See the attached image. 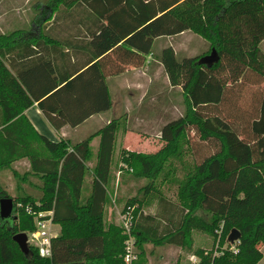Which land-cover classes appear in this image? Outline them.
<instances>
[{
	"label": "trees",
	"instance_id": "16d2710c",
	"mask_svg": "<svg viewBox=\"0 0 264 264\" xmlns=\"http://www.w3.org/2000/svg\"><path fill=\"white\" fill-rule=\"evenodd\" d=\"M61 4L85 5L96 14L98 22L94 25L101 37L97 46L109 58V74L122 71L127 64L142 65L158 35L190 29L208 41L209 51L203 54L178 58L171 46L159 53L170 82L184 90L185 110L162 125L164 144L160 149L149 153L122 149L123 161L132 167L138 163L139 176H155L168 155L186 151L176 148L184 135L193 160L181 158L176 163L184 173L179 191L186 203L181 213L164 217L134 210L133 232L139 245L143 240L191 245V226L214 235L223 221L221 243L232 228L241 233L237 253L224 250L212 255L197 249V264H255L264 245V53L259 47L264 37V0H56V11ZM47 6L55 8L53 3ZM5 38L0 35V169L28 157L26 173L39 176L41 192H0V197L13 198L17 215L16 219L0 217V264H123L125 234L104 221V204L115 177L112 160L117 119L99 130L92 165H88L93 153L91 135L70 143L39 133L24 113L35 96L3 59ZM212 47L216 57L202 60ZM94 65L91 68L96 69V62ZM252 72L262 78L253 97L232 98L233 89L243 88ZM74 78L56 82V98L67 96L75 82L83 83L81 75L77 81ZM98 82L103 103L84 115L110 105L105 81ZM37 99L42 109L53 111L45 99ZM28 133L41 145L25 144L24 139L32 142L31 136L26 138ZM87 174L92 180L91 190L85 194ZM16 202L36 210H53V221L61 227L51 238L49 256L39 255L32 245L24 253L13 239L15 232L35 228L33 215Z\"/></svg>",
	"mask_w": 264,
	"mask_h": 264
},
{
	"label": "crops",
	"instance_id": "0c3cea01",
	"mask_svg": "<svg viewBox=\"0 0 264 264\" xmlns=\"http://www.w3.org/2000/svg\"><path fill=\"white\" fill-rule=\"evenodd\" d=\"M48 3H53L55 8L48 9ZM102 20L106 22L105 18ZM97 22L96 14L81 4L74 7L61 4L56 11V0H0V35L6 36L3 59L35 96L33 103L24 109L34 128L51 140L64 139L70 143L91 135L89 143L93 153L88 165H92L96 161L99 130L112 119H117L112 161L124 164L122 149L143 153L156 151L164 143L160 136L162 125L182 115L185 108L184 90L180 84L170 82L159 58L161 49L171 46L176 56L181 58L198 54L197 50L207 41L190 29L155 36L151 51L142 65L127 64L122 71L109 74V58L104 57V51H99L97 46L101 40L98 36L100 29L94 25ZM199 41L202 46L195 48ZM259 47L264 53V37ZM95 62L97 68L93 69L91 67L95 66ZM103 73H106L104 77ZM78 75H81L84 84L75 82L67 96L64 94L56 98V82L73 77L77 81ZM99 79L106 83L110 105L84 115L88 109L103 103ZM258 84H262V78L252 72L243 88L233 89L232 98H240L242 90L245 98L253 97ZM37 98L45 99L43 102L53 106V111L42 109ZM158 114L177 115L164 120L160 129L155 130ZM49 116L57 125L50 121ZM80 116L86 117L78 120ZM27 135L31 136L28 133L26 138ZM31 138L32 142L24 139L25 144L41 145L33 134ZM29 166V158L24 156L15 159L11 166L1 168L0 192L39 194L41 179L37 174L26 173ZM122 172L118 169L117 175ZM89 175L84 181L86 194L91 190L92 175ZM130 182L125 176L120 185ZM157 203V213L164 217L182 211L173 200L161 194ZM107 204H104V221ZM53 225L56 235L60 223L54 222ZM191 255L198 256L192 252L189 259ZM189 264H193L191 259Z\"/></svg>",
	"mask_w": 264,
	"mask_h": 264
},
{
	"label": "rangeland",
	"instance_id": "374dc122",
	"mask_svg": "<svg viewBox=\"0 0 264 264\" xmlns=\"http://www.w3.org/2000/svg\"><path fill=\"white\" fill-rule=\"evenodd\" d=\"M200 43L201 42L199 41L197 45H195V48L198 46L201 47L202 45ZM197 51L198 54L207 53L209 51L208 41ZM239 99L246 100L243 90L240 93ZM184 110L185 108L182 110V114L184 113ZM176 115L177 114H158V121L155 126V130L160 129L164 120L176 117ZM162 146L163 145H161L158 149ZM176 148L177 150L180 149V152H182V150L186 151L178 153V155H168L160 172L151 177L139 176L136 174L138 163H134L133 167L127 162L120 164L116 161V163H114L115 177L113 180V187L111 184L109 186L110 196L108 204L105 208L106 226L108 224H112L113 226L121 229L120 234L123 233L121 228V213L128 207L132 208L133 211L137 210L142 212V214L155 213L158 211L157 197L159 194L173 200L179 207H184L183 204L186 203V200L181 196L179 191L184 182V173L180 172L182 169H178V167H176V163H180L181 158L187 162L193 160V158L189 157V147L188 142H186L185 135L179 138ZM118 169L123 170L121 175L120 173L117 175ZM88 176L90 175L88 174ZM125 176L128 177L131 182L129 184L120 185V180H122ZM115 188H117L116 192ZM85 189L84 193L86 191ZM52 227H54V225H52ZM60 227L57 229V233L60 231ZM189 233L191 236V245H174L166 241H141L140 245L136 244V251L138 253V260L136 264H189L190 253L196 252L197 249L204 250L205 248L208 249L213 247L214 237L208 230L198 226H191ZM220 244L222 243L220 242ZM260 249L262 252L261 258L256 264H264V245H261ZM210 252L212 251L210 250Z\"/></svg>",
	"mask_w": 264,
	"mask_h": 264
},
{
	"label": "built area",
	"instance_id": "2783aa9c",
	"mask_svg": "<svg viewBox=\"0 0 264 264\" xmlns=\"http://www.w3.org/2000/svg\"><path fill=\"white\" fill-rule=\"evenodd\" d=\"M16 206H23L25 210L33 215V220L35 222V228L27 234L28 245H32L37 248L39 255L49 256L51 254V238L55 234L53 231V210L52 209H34L30 204H22L21 202H16ZM121 228L125 234L124 238V251L122 254L123 264H133L138 257L136 251V237L133 232L134 225V214L132 208H127L121 213ZM223 229V221L214 229V241L213 247L204 251H212V255H218L224 250H231L232 253H237L239 238L234 241L228 239V234H226L224 242L220 244V238ZM190 259L193 264H197L199 256L191 255Z\"/></svg>",
	"mask_w": 264,
	"mask_h": 264
},
{
	"label": "water",
	"instance_id": "95a60500",
	"mask_svg": "<svg viewBox=\"0 0 264 264\" xmlns=\"http://www.w3.org/2000/svg\"><path fill=\"white\" fill-rule=\"evenodd\" d=\"M216 57V51L215 48L212 47L211 52L204 56L202 60L204 61H211L213 58ZM0 217L1 218H12L16 219L17 215L15 213L14 209V200L11 196L4 195L0 197ZM241 233L237 228H232L229 231L228 239L232 242L235 239H238L240 237ZM13 239L17 242L20 249L24 253L29 252V245L27 242V234L25 231H17L13 234Z\"/></svg>",
	"mask_w": 264,
	"mask_h": 264
}]
</instances>
